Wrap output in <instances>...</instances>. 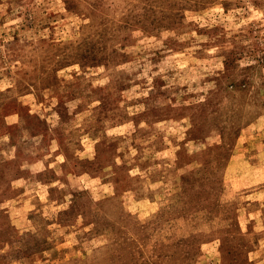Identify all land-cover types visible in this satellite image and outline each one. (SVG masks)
<instances>
[{
    "label": "rangeland",
    "instance_id": "1",
    "mask_svg": "<svg viewBox=\"0 0 264 264\" xmlns=\"http://www.w3.org/2000/svg\"><path fill=\"white\" fill-rule=\"evenodd\" d=\"M0 264H264V0H0Z\"/></svg>",
    "mask_w": 264,
    "mask_h": 264
}]
</instances>
